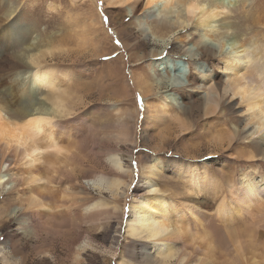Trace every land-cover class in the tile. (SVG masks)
<instances>
[{
    "label": "rangeland",
    "instance_id": "1",
    "mask_svg": "<svg viewBox=\"0 0 264 264\" xmlns=\"http://www.w3.org/2000/svg\"><path fill=\"white\" fill-rule=\"evenodd\" d=\"M238 1L229 19L237 38L264 46V27H253L244 20L248 16L245 11L264 4V0H248L246 5L244 0ZM8 9L15 12L10 19L6 16ZM176 19L154 13L147 17L142 13L127 16V9L116 8L113 0H0V43H7L5 31L12 29L28 33L22 35L25 48L35 42L31 54L45 52L48 43L66 51L61 59L44 61L42 65H55L68 79V84L61 82L59 86L68 89L63 97L75 102L76 113L71 117L75 120L64 125L69 130L72 125L82 127L87 136H94L88 141L81 131L63 136V145L69 156L72 154L71 163L59 166L65 173L56 167L60 172L52 174L49 162L53 153L46 154L42 165L46 179L43 193L52 215L49 212L48 219H40V227L34 233L29 229L35 218L24 219L22 229L18 219L6 218L7 212L20 204L0 185V264H157L154 243L137 241L127 230L131 205L145 193L143 183L151 167L160 170L154 183L171 211L176 204H194L187 194L186 180L173 172L174 164H215L222 159L223 166L212 167L220 169L217 175L222 187L215 191L214 200L208 198L202 206L208 214L227 197L226 183L239 180L253 166L256 171L252 173L258 180L264 175V159L252 164L237 158L238 152L251 151L245 135L234 132L240 119H245L237 105L231 109L223 100L218 109L205 111L203 104L199 108L198 93L167 91L156 86L144 97L141 80L151 84L158 73L168 78V73L173 76L175 72L186 80L188 75L197 77L200 68H207L204 60L188 57L191 51L198 53L199 29L192 23L181 26ZM163 61L170 64V72L163 66L160 70ZM211 70L218 71L217 64ZM23 76L32 81L30 72ZM11 83L7 82L6 88ZM38 91L49 107L59 96L50 89ZM163 102L168 105V114L157 110ZM150 109L157 114H149ZM114 154L120 157L124 172L120 179L124 184L98 191L89 180L101 176L108 188L119 177L108 162ZM10 169L13 178L25 171L13 165ZM54 185L57 190L53 192L50 187ZM98 202L104 207L86 211ZM31 211L26 213L32 214ZM241 220L209 218L208 222L219 230L206 229L205 235L202 232V243L215 242L216 254L221 255ZM181 241L174 246L176 250ZM162 264L180 263L176 256Z\"/></svg>",
    "mask_w": 264,
    "mask_h": 264
},
{
    "label": "bare ground",
    "instance_id": "2",
    "mask_svg": "<svg viewBox=\"0 0 264 264\" xmlns=\"http://www.w3.org/2000/svg\"><path fill=\"white\" fill-rule=\"evenodd\" d=\"M113 1L116 8L127 9V16L133 17L139 13L146 17L149 13L157 14L162 18L174 16L177 17L176 20L181 26L192 23L199 29L200 41L196 49L198 53L195 50V52L191 51L188 57L192 60L196 57L204 60L207 68H203L204 70L200 68L197 77L188 75L187 81L176 72L173 76L168 73V78L158 73L151 84L141 80L139 83L143 95L145 98L149 96L155 91L152 89L156 86V88L168 89L167 91L188 90L198 93L197 99L201 103L199 108L204 105L205 111L218 109L223 100L231 109L237 105L245 119H240V126L235 127L234 132L245 135L246 144L251 148V151L247 150L245 154L238 152L237 158H243L252 164L263 160L264 46H261L258 41L249 42L247 39L237 38L236 28L229 19L232 9L238 5L239 1ZM247 2L248 0H244L243 4L246 5ZM251 10L245 11L248 13L247 17L244 16L245 22L253 27H264V4L260 3ZM14 14L13 9H8L7 19ZM24 34L28 35L24 32L17 33L12 29L5 31L7 43H0V185L20 204L7 212L6 218L18 219L20 229L24 219L35 218V223L31 224L29 229L34 233L40 227V219L45 221L52 212L44 194L46 179L43 176L45 174L42 165L46 154L53 153V159L49 163H51L50 169H53L51 173L55 175L56 170L60 172L56 167L65 165L72 155L69 156L63 145V136H72L74 131H81V135H86L87 130L73 125L69 130V127L64 125L65 122H73L75 118L71 117L76 113L75 102L63 97L66 93L68 94V89L63 90L62 86H59L61 82L68 84L66 82L68 79L61 70L54 67L55 65L50 64L51 67L42 65L44 61L50 62L58 57L61 59L66 51L54 48L48 43L47 50H43L45 52L31 54L30 51L35 42L25 48L26 39L22 36ZM176 48L181 46L176 45ZM215 64L218 71L211 70L212 65ZM162 66L170 72L168 70L170 64L167 61L161 62L159 68ZM27 72H30L29 78L32 81L24 78L23 74ZM10 81L12 83L7 89L5 85ZM40 89H50L54 96L59 95L56 100H52L51 107L41 99L38 91ZM61 90L63 92H60ZM157 110L168 114V105L163 102ZM155 111L150 109L148 113L155 114ZM68 131L70 132L67 133ZM90 136L94 137L89 133L85 140L88 141ZM218 160L219 162L215 164L202 165L196 162L174 164L173 172L178 178L186 180L187 194L190 193L188 195H191L194 204L188 206L176 204L174 209L170 206L171 211H168L165 197L160 195L154 183V178L160 175L159 168L151 167L147 172L143 183L145 193L131 205L127 230L137 241L154 243L157 264H162L176 256L180 264H264V175L258 180L252 173V170L256 169L253 166V169L242 173L239 180L226 183L224 187L227 197L213 208L212 214H208L204 211L203 204L207 203L208 198L214 200L215 191L222 187L219 174L217 175L220 169L212 168L216 164L224 165L222 159ZM228 161L232 163L233 159L229 158ZM108 162L119 177L116 176L111 187L108 188L104 186V178L101 176L89 180L88 182L98 191H109L112 188H120L124 184L120 179L124 172L118 154L109 156ZM12 165L24 168L25 171L20 169L21 172L24 171L20 172L23 176L18 174L13 178L10 169ZM65 170L69 171V169ZM50 189L53 192L57 190L55 185ZM196 196L203 197L198 200L194 198ZM216 200L218 203L219 200ZM98 207L102 208L104 204L98 202L88 207L86 211H91L93 208L95 210ZM29 210H33L32 214L26 213ZM212 217H218L220 221L224 219L227 222L242 219L234 230L233 240H230V244L221 255L218 254L219 256L215 251L217 249L214 246L215 242L204 245L200 236L202 232L205 235L208 231L204 232L206 229L219 230L215 224L208 222V219ZM220 224L222 225L221 222ZM258 229L261 230L258 231ZM211 234L208 235L211 236ZM178 240L182 241L179 245L180 249L176 250L174 246L177 245Z\"/></svg>",
    "mask_w": 264,
    "mask_h": 264
},
{
    "label": "snow or ice",
    "instance_id": "3",
    "mask_svg": "<svg viewBox=\"0 0 264 264\" xmlns=\"http://www.w3.org/2000/svg\"><path fill=\"white\" fill-rule=\"evenodd\" d=\"M117 44H119V41H117Z\"/></svg>",
    "mask_w": 264,
    "mask_h": 264
}]
</instances>
